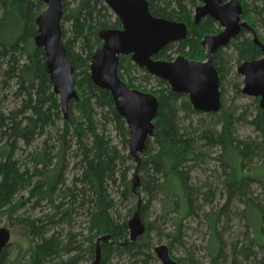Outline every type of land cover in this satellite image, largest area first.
Listing matches in <instances>:
<instances>
[{
    "label": "trees",
    "instance_id": "obj_1",
    "mask_svg": "<svg viewBox=\"0 0 264 264\" xmlns=\"http://www.w3.org/2000/svg\"><path fill=\"white\" fill-rule=\"evenodd\" d=\"M62 2V36L80 97L68 119L46 54L35 43L45 4L0 0V228L6 221L27 239L15 256L10 243L0 264H95L98 250V264H160L155 250L164 243L178 264H202L199 249L185 243L186 228L205 229L207 264H264V109L259 98L238 102L247 98L237 71L264 57V0H241L248 28L214 55L218 113L197 111L187 95L173 92L131 56L120 57V79L159 103L139 167L112 95L91 79L92 56L103 47L100 34L121 29V22L104 0ZM147 2L154 17L188 27L186 39L154 59L205 61L204 38L222 29L211 18L195 23L204 0ZM137 211L146 231L132 242L129 222ZM178 246L186 257L173 255Z\"/></svg>",
    "mask_w": 264,
    "mask_h": 264
},
{
    "label": "water",
    "instance_id": "obj_2",
    "mask_svg": "<svg viewBox=\"0 0 264 264\" xmlns=\"http://www.w3.org/2000/svg\"><path fill=\"white\" fill-rule=\"evenodd\" d=\"M46 9L36 19L38 35L35 43L46 54L47 72L53 90L60 99L64 118H69L70 105L79 100L74 77V67L69 60L62 36L64 9L62 0H40ZM111 12L121 22V29H111L100 34L103 47L92 56L91 79L95 86L108 91L131 134L130 153L138 164L146 150L147 140L154 134V120L159 110L158 100L151 94L135 90L118 75L121 56H131L132 61L154 77L167 81L173 92L185 94L192 106L206 114L222 109L220 78L214 65V55L226 48L248 25L243 21L241 0H204L195 10L194 20L200 24L211 18L219 23L222 32L203 40L205 61L195 62L178 57L172 62L155 60L165 47L187 38L185 23L154 17L147 0H104ZM255 42L258 43L257 39ZM259 44V43H258ZM244 79L243 94L259 98L264 109V57L247 61L238 68ZM137 173L134 174L136 178ZM130 240L135 242L143 236L146 226L137 211L129 222ZM11 229L0 228V262L3 251L11 243ZM103 241H109L106 237ZM160 264H178L167 245L156 247ZM101 258L98 250V264Z\"/></svg>",
    "mask_w": 264,
    "mask_h": 264
},
{
    "label": "rangeland",
    "instance_id": "obj_3",
    "mask_svg": "<svg viewBox=\"0 0 264 264\" xmlns=\"http://www.w3.org/2000/svg\"><path fill=\"white\" fill-rule=\"evenodd\" d=\"M231 77H232V75L229 76V78H231ZM234 87H235V83H234V81H231L230 84L226 88L225 102L228 105H230L234 99V91H233ZM245 97L247 99H243V100L238 99V102H240L241 104H246L250 97H247V96H245ZM135 173H136V171L135 172L132 171L130 174V177H132V176L134 177ZM0 181H1V178H0ZM129 206L131 207L130 204H129ZM121 211L124 215L127 214L128 205L126 207L125 206L122 207ZM153 216H155V215H153ZM2 227H9L6 223V221L3 222ZM9 228L11 229V234H12L11 243H14L13 250H14V256H15L16 255L15 249H17L18 244L24 245L25 242H27V239L25 238V236L23 235V233L19 229H13L11 227H9ZM194 228H195V226H194ZM204 231H205L204 228H201L200 231L198 229H196V231H194V230H188L187 231V228H186L187 236L185 237V243L188 245V247H196V249H199V251L196 254L197 259L200 262H202V264H207L205 250H203V248L206 245V237L203 234ZM204 237H205V240H204ZM173 255L176 257H186L185 251L183 250L182 247H179V246L177 247L176 250L173 251ZM84 264H88V263H84Z\"/></svg>",
    "mask_w": 264,
    "mask_h": 264
}]
</instances>
